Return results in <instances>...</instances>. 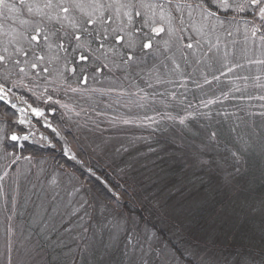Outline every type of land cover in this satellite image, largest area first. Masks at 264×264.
I'll return each instance as SVG.
<instances>
[{"label":"rangeland","instance_id":"rangeland-1","mask_svg":"<svg viewBox=\"0 0 264 264\" xmlns=\"http://www.w3.org/2000/svg\"><path fill=\"white\" fill-rule=\"evenodd\" d=\"M230 30L233 36L222 35L215 56L202 45L189 55L190 63L178 60L180 71L162 43H154L156 54L137 49L139 59L128 65L106 61L108 67L95 70L81 90L89 100L62 103L61 119L45 113L44 103L23 90L18 68L0 64V80L23 101L13 107L0 100V176L9 173L0 181V264L9 228L16 255L30 264H237L238 254L259 246L264 236V64L250 61L264 59V49L258 38L255 44L245 40L242 22L238 33ZM6 41L0 36V48ZM25 101L57 124L65 158L54 153L63 143L23 110ZM237 102L241 106L227 121L229 140L247 149L250 161H244L239 179L229 173L216 202L214 190L200 192L190 178L171 183L158 156L143 148L149 125L171 129L172 124L181 137L194 131L193 114L229 115ZM12 131L27 133V139L12 141ZM12 153L19 157L14 164ZM95 158L127 179L114 202L104 200L78 168L100 176L84 165Z\"/></svg>","mask_w":264,"mask_h":264},{"label":"snow or ice","instance_id":"snow-or-ice-1","mask_svg":"<svg viewBox=\"0 0 264 264\" xmlns=\"http://www.w3.org/2000/svg\"><path fill=\"white\" fill-rule=\"evenodd\" d=\"M241 22L245 40L255 44L258 38L264 49V0H0V36L7 38L0 48V64H12L24 74L26 69L43 65L41 71H56L63 77V71L49 67L62 63L63 70L73 74L79 67L81 80L87 83L83 65L95 63L96 71L108 67L105 61L114 64L119 59L128 65L139 59L137 49L156 54L159 49L154 48V43H162L170 53L168 59L174 70L180 71L178 60L190 63L189 55L200 51L202 45L215 56L220 51L222 35L233 36L231 28L238 33ZM250 62L264 64V59ZM21 63L24 67H20ZM69 63L73 64L70 68ZM232 70L228 67L229 72ZM205 82H209L206 77ZM7 98L8 92L0 85V100ZM31 111L44 116L37 108ZM20 123L26 121L21 119ZM21 138L27 139L16 134L10 137L12 141ZM11 157L13 164L19 159L15 153ZM71 158L76 159L75 155ZM8 175L5 170L0 181ZM11 231L9 228L2 264H30V260L16 255ZM238 256L237 264H264V236L259 246L254 244L250 251Z\"/></svg>","mask_w":264,"mask_h":264},{"label":"trees","instance_id":"trees-1","mask_svg":"<svg viewBox=\"0 0 264 264\" xmlns=\"http://www.w3.org/2000/svg\"><path fill=\"white\" fill-rule=\"evenodd\" d=\"M193 86L194 84H191V87ZM236 104L235 110L230 112L229 115L226 111L216 112V110L204 114H193L194 117L190 119V125L193 127L194 131L182 133L181 137H179V128L172 124L170 126L171 129L165 128L162 124L155 128L149 125L145 133V135H149L148 142L143 145V148L150 149L158 156L157 158L160 160L161 166L170 172L168 179L171 183L183 177L190 178L189 183H191L192 186H197L200 192L210 194L214 190V196L216 195V200L214 202H216L223 197L225 183L232 176L230 174H234L232 178L234 176H236V178L239 177L243 172L242 165L244 161H248V163L250 161L248 160L249 155L247 149L241 148L232 142V140H229L233 137L227 128V121L235 117V114L232 113L238 109L239 103L237 102ZM244 116L245 115H242L241 117ZM207 121L213 122L212 125L215 126L213 127ZM212 133L216 135L213 137ZM175 138H183L184 143L179 144V142L175 141ZM30 146L31 144L28 143L25 147V151L29 149ZM63 149L64 144H61L59 145V150L54 149V153L57 154L59 158H65L67 155L63 153ZM234 153L235 155H233ZM252 156L253 155H250L251 158ZM58 161L59 163L64 162L62 159ZM87 164L93 166L100 176H96L92 172L90 174L85 172L86 169L84 166H79L78 168L82 170L88 182L93 185L96 192L103 196L102 198L106 201L114 202L118 200L116 197L117 194L115 193L127 187L124 184V182H127V179L117 176L114 173V167L112 165L111 168L103 165L96 158L91 162L84 163L86 167ZM237 169H239V171H237ZM225 178H227V180ZM188 184L184 185V189ZM150 188H152L151 185ZM157 193L158 192L154 193L153 197L149 196L148 198L153 199ZM210 202L212 203L211 200L207 201V204ZM130 206L132 209L134 208L132 204H130ZM203 210L202 212L204 213L205 208ZM172 242L177 251L183 255L182 249L174 243V241Z\"/></svg>","mask_w":264,"mask_h":264},{"label":"flooded vegetation","instance_id":"flooded-vegetation-1","mask_svg":"<svg viewBox=\"0 0 264 264\" xmlns=\"http://www.w3.org/2000/svg\"><path fill=\"white\" fill-rule=\"evenodd\" d=\"M17 58L21 59L22 61L24 59L23 57ZM69 60H71V56H69ZM104 63H106V61ZM72 66L73 64L69 63V68ZM21 67H24V65L22 64ZM42 67L43 65L36 69H26L27 74L23 73V90L34 95L36 98L40 99L42 103H44L46 107L45 113L49 112L52 117L60 118L59 115L63 111L61 108L62 103H73L76 100H89V96L81 95V90L85 89L87 85H90V82L92 81V74L97 67L95 63L83 65V67L86 69L83 75L88 77L87 83L82 82V73L80 72L79 67L77 72L73 74L70 71H64L62 63L49 65L50 68L55 67L63 71V77L59 76L56 71L45 73L41 71ZM24 109L25 108H23V110ZM41 123L44 128L49 129L52 134L55 135L56 141H61L63 144L65 143V140L59 133L57 124L52 121V118L50 123H52L56 129L49 127V125H45V122L42 119ZM26 134L27 133L23 132V136Z\"/></svg>","mask_w":264,"mask_h":264},{"label":"water","instance_id":"water-1","mask_svg":"<svg viewBox=\"0 0 264 264\" xmlns=\"http://www.w3.org/2000/svg\"><path fill=\"white\" fill-rule=\"evenodd\" d=\"M4 101H8V100L5 99ZM44 122H45V125H51V127H53L54 129H56L55 126H54L52 123H50V122H46V121H44ZM12 134H16L17 136H20V137H21V134H20L19 132L13 131V132L10 134V137H11Z\"/></svg>","mask_w":264,"mask_h":264},{"label":"built area","instance_id":"built-area-1","mask_svg":"<svg viewBox=\"0 0 264 264\" xmlns=\"http://www.w3.org/2000/svg\"><path fill=\"white\" fill-rule=\"evenodd\" d=\"M0 85H3V84L0 83ZM3 86H4V90L7 91L8 94H9V92H12V90L9 87H7L5 85H3Z\"/></svg>","mask_w":264,"mask_h":264},{"label":"bare ground","instance_id":"bare-ground-1","mask_svg":"<svg viewBox=\"0 0 264 264\" xmlns=\"http://www.w3.org/2000/svg\"><path fill=\"white\" fill-rule=\"evenodd\" d=\"M31 108H37V107H34V106H31ZM38 109V108H37ZM40 110V109H39ZM41 111V110H40ZM36 116V115H35Z\"/></svg>","mask_w":264,"mask_h":264}]
</instances>
